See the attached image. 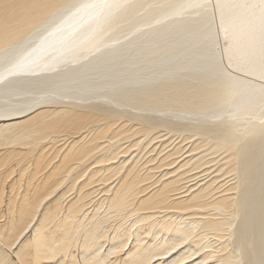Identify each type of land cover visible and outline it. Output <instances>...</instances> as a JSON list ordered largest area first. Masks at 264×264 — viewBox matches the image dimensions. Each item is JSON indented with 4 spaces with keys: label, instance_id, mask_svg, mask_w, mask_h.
Wrapping results in <instances>:
<instances>
[{
    "label": "bare ground",
    "instance_id": "6f19581e",
    "mask_svg": "<svg viewBox=\"0 0 264 264\" xmlns=\"http://www.w3.org/2000/svg\"><path fill=\"white\" fill-rule=\"evenodd\" d=\"M161 261L264 264V0H0V264Z\"/></svg>",
    "mask_w": 264,
    "mask_h": 264
},
{
    "label": "rangeland",
    "instance_id": "374dc122",
    "mask_svg": "<svg viewBox=\"0 0 264 264\" xmlns=\"http://www.w3.org/2000/svg\"><path fill=\"white\" fill-rule=\"evenodd\" d=\"M127 137H128V134H123L121 137H120V142H121V144H123V147L124 146H126V139H127ZM59 139H63L62 137H60ZM162 140H164V138L162 139ZM179 142V140L178 141H175V143L174 144H177ZM167 144V143H166ZM50 146H51V144L50 145H48L47 147H49L50 148ZM57 147H60V143H58L57 145H56ZM1 149H4V148H1ZM10 149V148H9ZM133 151V150H132ZM164 171H165V169H164ZM98 188V187H97ZM72 194V196L70 197V199H72L73 197H74V193H71ZM67 199H68V197H67ZM66 199V200H67ZM69 199V200H70ZM66 200H65V202L64 203H66ZM113 224H115V223H113ZM129 226L130 224L129 223H127L125 226ZM144 241L145 242H150L151 241V238L150 237H147V238H145L144 239ZM75 255H77V256H79V253H77V252H75ZM124 256H121V258H123ZM114 261V259H112V261L111 262H113ZM160 264H162V261L161 262H159Z\"/></svg>",
    "mask_w": 264,
    "mask_h": 264
}]
</instances>
